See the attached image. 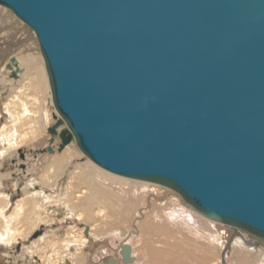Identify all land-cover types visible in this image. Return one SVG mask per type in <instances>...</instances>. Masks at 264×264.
Instances as JSON below:
<instances>
[{"label":"water","instance_id":"obj_1","mask_svg":"<svg viewBox=\"0 0 264 264\" xmlns=\"http://www.w3.org/2000/svg\"><path fill=\"white\" fill-rule=\"evenodd\" d=\"M0 5L35 35L57 150L74 141L100 167L264 243V0ZM5 66L21 71L16 57Z\"/></svg>","mask_w":264,"mask_h":264},{"label":"bare ground","instance_id":"obj_2","mask_svg":"<svg viewBox=\"0 0 264 264\" xmlns=\"http://www.w3.org/2000/svg\"><path fill=\"white\" fill-rule=\"evenodd\" d=\"M11 57H15V55L9 57V62ZM9 62H6L5 65ZM19 63L18 59V67L21 71L16 72V77H13L9 69L13 79H17L18 73L23 72ZM22 74L27 75V89L32 91L35 86H37L36 88L39 87L41 94L35 98L42 99H38L36 103L34 101L36 106L33 109H29L28 102L26 103L23 98L24 87L26 85L22 86L17 92L15 90L16 93L8 99L7 104L10 106L6 105L7 108H5V111L8 113L6 119H10L11 123L9 127L0 124V149H10L15 144L18 134L22 135L23 131L19 127L21 126L20 123L23 116L36 117L48 128L53 123L51 113L44 106L45 97L43 98L42 95L44 92L49 95L51 94L46 70L40 71L37 67H34V69L29 68ZM28 101L30 100L28 99ZM6 112L4 113L5 115H7ZM36 112H39L38 116H36ZM48 128L46 127V131L51 136L49 141L53 140L55 142L59 137L58 135H51ZM31 129L35 130L33 127ZM60 129L59 127L58 130L60 131ZM37 134L35 130V133L32 134V139ZM49 141L48 143H50ZM71 143L76 146L87 161L80 163V159L78 160L76 157L70 158L67 161L65 160L66 153L54 155L50 164L45 169L50 173V177L25 180L22 183V192L26 198H19L20 201L15 206L13 205L14 207L11 205L12 207L9 210L11 211L15 207L22 208L26 204L29 205L28 199H33L38 202L33 205L38 207V214L41 216L44 214V209V212H46L47 204L53 203L54 210L51 207L52 213L56 214L62 210V217L65 215L75 216L74 214H77L79 217H82L84 222L90 224L86 225L89 228L88 236H85V232V235H83L82 230L73 228L64 230V233L61 232L63 234L60 240L63 241L59 246L63 247L64 251L62 252V256L58 255L60 257L54 262L58 261L62 264H86L87 257H89L90 261L87 264H110V261H114V264H179L180 261L185 264H191L189 261H192L193 264H264L263 242L258 241L241 229L201 215L189 205H186L182 197L166 186L152 181L144 182L146 180L112 173L100 167L87 157L74 141H70L67 145ZM56 145L58 146V143ZM67 145L58 151L64 150ZM67 151L75 152L73 147H69ZM69 168H72V170H69ZM66 174L68 176L67 180H60L62 175ZM73 180L75 181L72 182ZM36 185H40L41 187L35 188L34 186ZM67 185L72 187L65 189ZM29 187H34L35 190L30 192L31 189ZM44 187L53 189L55 193H47ZM3 202V198L0 197V220L6 223L4 230L0 233V243L6 244L10 243L9 238L13 230L7 223L8 215L4 211H1L5 208L2 209L1 207ZM99 210L105 213L104 218L106 221L105 223L98 224V226L94 224V227L92 224L98 220L96 213ZM39 217H36L38 219H36L38 221L37 227L34 230H32L33 228L31 229V237L29 241L27 240L31 244L28 247L31 251L27 248L30 254L35 250L37 252L38 247L53 248V242H56V240L57 243H60V240L58 242V239H56L58 238L56 235L58 229L49 228L46 225L47 220L46 223H43V221H40L41 217ZM25 218L28 219L27 217ZM32 220H35L34 217ZM52 222L56 221L51 220V224H53ZM122 224H124L123 227H121ZM19 225L22 226V224ZM109 229L114 230V235L117 237L114 240L115 243L107 240L96 241L90 237L91 234L102 235L105 233L104 231ZM88 240L91 242V245L87 246L89 254L83 248L88 243ZM98 241L102 243L99 247L96 246ZM92 242L94 243L92 244ZM34 248L36 249L33 250ZM21 251L20 253H22ZM54 262L46 264H53Z\"/></svg>","mask_w":264,"mask_h":264},{"label":"rangeland","instance_id":"obj_3","mask_svg":"<svg viewBox=\"0 0 264 264\" xmlns=\"http://www.w3.org/2000/svg\"><path fill=\"white\" fill-rule=\"evenodd\" d=\"M0 36L2 37V38L0 37V58L1 57H2V59L4 58L0 63L1 64L0 65V119L2 120V121L0 120V124L6 125V127L7 126L9 127L11 121H10V119L9 120L6 119L8 117V113L5 111V108H7V106H10L9 104H7L8 99L12 95H14L17 92V90H20L22 86L26 85L24 87L25 88L24 89V96L25 97L23 96V98H24L26 103L28 102L27 105H28L29 109H33V107L36 106V104H34V101L36 103V101L38 99L39 100L42 99V98L41 99L35 98L41 94V91H40L41 89H39V87L36 88L37 86H35V88L32 91L28 90L27 89V83H26V81H27L26 76L27 75L26 74L21 75V73L25 72L29 68L34 69V67H37L38 70H40V71H43V70L45 71V69H44V63H43L41 54L38 50V46H37V42H36V38H35L34 33L27 26H25L18 18H16L7 8H5L1 5H0ZM10 37L13 38V40ZM15 45H17L16 48H14ZM14 55H15V57H17L19 59V62H20L19 65L23 69V72L18 73L19 76L17 77V79H13L11 77L10 70L7 69L5 66V63L9 62L8 61L9 57L14 56ZM16 81L19 83H17ZM47 86H48V83H47ZM15 90H16V92H15ZM42 95H43V98L45 97V99H44L45 105L44 106L48 110V112L51 113V115H52L51 117L53 120L52 122L55 123L56 119L54 118V116L55 117L59 116V114L57 113V111L55 110V108L53 106V103L51 100V94L49 95L48 93L44 92ZM28 99L30 101H28ZM2 111H4V112H2ZM5 112L7 113V115L4 114ZM36 113H37L36 116H38L39 112H36ZM37 121H38V123H37ZM39 122H40V124H39ZM42 123L43 122H41V120L37 119L36 117L23 116L21 119V123H20L21 126L19 125L20 126L19 129L23 131L22 135L18 134V136L15 139V144L13 145V147L11 146L10 149H7V150L0 149V182H1L0 183V193H1L0 197L3 198V200H4V202L2 203L3 206L1 205L2 209L5 207L1 211H4L8 215L7 223L9 225V227L13 230L12 235H10V238H9L10 243H6V244L0 243V264H14L15 262H18L19 259H24V258L28 259V260L26 259V261L24 259V261H25L24 264L25 263L26 264H38V262L40 264H46V263L54 262L55 260H58L57 258L62 256V252L64 251L63 250L64 248L63 247L61 248V246H59L63 241V240L61 241L60 239H61V235L64 233V230H68L69 228H73V229H77V230L81 231L82 225H84V224L90 225L87 222H84L82 217L81 216L79 217V215H77V214H74L75 216H72V215L66 216L65 215L62 217V215H63V213L61 212L62 210L58 211L59 214L58 213H56V214L52 213L51 212L52 209L54 210V204L53 203L47 204L46 212H44L45 211V209H44V211H43L44 214H42V216H41L38 214V207L33 205L37 201L33 200V199H28L29 205L26 204L27 207H26V205H24L22 208H20V207L16 208L15 207V208H12L11 211H9L13 205L15 206V204L18 201H20L19 198H22V199L26 198L25 194L22 192H21L22 193L21 197L19 195H17L18 191H19V190L17 191V189L19 188L22 191V186H23L22 183L25 180H32L34 178L38 179L40 177H46V178L50 177V173L48 172V170H45V169L50 164L54 155L66 153L67 156H65V160H67V161L70 158L72 159L75 157L78 160L80 159L79 160L80 163L87 161V159L85 157H83L81 152L72 143L67 145V147L64 150L59 152L57 150V145H56L57 142L58 143L60 142L59 139H56L55 142L51 143L52 148H54L53 152H51V153L47 152V151L43 152V153L38 152L39 149L45 148L48 144L50 145V143H48V141H49V138H51V136L46 131V127L48 128V126L45 127L44 124H42ZM32 127L35 128V130L38 133L37 136L33 139H32V136H33L32 134L35 133V130L31 129ZM60 128H62V126H60ZM39 129H40V131H38ZM32 131H34V132H32ZM20 138H22L24 141ZM14 146H16V147H14ZM69 147H73L76 154H75V152L74 153L70 152V151L68 152L67 149ZM20 152L22 153L24 158H21ZM12 159H15V160H12ZM21 163L25 165L24 169L21 168V166H19V164L21 165ZM69 170H72V168H69ZM121 177H123V176H121ZM67 178H68L67 174L64 176L62 175V178L60 180H67ZM124 178H126V177H124ZM126 179H130V178H126ZM133 180H135V179H133ZM74 181L75 180H73L72 182H74ZM144 182H147V181H144ZM38 187H41V186L38 185ZM68 187H69V185H67L65 187V189H69L72 186H70L69 188ZM29 188L31 189L30 192L35 190L34 187H29ZM44 188H45L46 192L49 194L55 193L53 189L46 188V187H44ZM3 194H5V195H3ZM30 201H34V202L31 203ZM51 207H52V209H51ZM17 209L19 210V213H18ZM27 209H28V211H26ZM49 211H50V213H49ZM29 214H30V216H29ZM13 215H15V216H13ZM96 215L98 216V220L92 224L93 226H94V224L96 226H98V224H100V223H105L106 219L104 218V215H105L104 212H101L99 210L96 213ZM25 217H27L28 219H26ZM33 217L35 220H32ZM36 217H39L40 221H43V223H46V220H47L46 225L49 228L51 227V229H53V228L58 229V233L56 234L58 236V238H56V239H58V242L60 240V243H57V240H56V242H53V248L38 247L37 252L35 250L36 248H34L33 250H35L34 251L35 253L33 252L30 254V253H28L27 248L31 244H29L28 241H29V238L31 237L32 230H34L37 227V223H38L37 220L38 219ZM44 218H46V219H44ZM21 220H22V222H21ZM51 220L56 221V222H52L53 224H51ZM34 221H35V224H34ZM19 224H22V226H20ZM124 224H126V223H124ZM124 224H122L121 227H123ZM4 226H6L5 221L0 220V233L4 230V228H5ZM25 227H26V229H25ZM22 229H24V230L22 231ZM61 232H63V233H61ZM104 232L105 233L102 235H100V234H96V235L93 234L92 235L91 234L90 237L94 238V240H96V241L97 240H100V241L107 240V241L115 243L114 240L117 237L114 235V230L109 229V230L104 231ZM19 241H21V242H19ZM88 243H90L89 240H88ZM99 243L100 242L98 241V244L96 243V246L99 247L100 245H102V243H100V244ZM17 244H21L20 247H21V249H23L22 251L20 249V251L22 252V253H20V251H19L20 254L17 253L15 250V247L17 246ZM92 244H93V242H92ZM13 245H14V247H13ZM24 246H26V247H24ZM113 246H115V245H113ZM29 251H31V249H29ZM85 252L89 254V252H87V251H85ZM33 254H37L36 257H33L32 256ZM58 255H60V256L58 257ZM87 258L88 259L85 262L86 264L90 261V258L89 257H87ZM185 261H187V260H185ZM189 262L191 264H193L192 261H189ZM181 263L185 264L184 262L180 261L179 264H181ZM54 264H62V263L57 261Z\"/></svg>","mask_w":264,"mask_h":264},{"label":"flooded vegetation","instance_id":"obj_4","mask_svg":"<svg viewBox=\"0 0 264 264\" xmlns=\"http://www.w3.org/2000/svg\"><path fill=\"white\" fill-rule=\"evenodd\" d=\"M0 65H1V64H0ZM57 143H58V142H57ZM12 160H15V159H12ZM19 165H20V164H19ZM34 187L37 188L38 185H36V186H34ZM17 190H19L17 195H19V196L21 197V194H22L23 192H22L19 188H18ZM21 192H22V193H21ZM15 197H16V196H15ZM84 225H85V224H84ZM86 227H87V229H89L88 226H86V225H85V226H82L83 235H85L84 232H86V229H85ZM88 235H89V231H88ZM88 235H85V236H88ZM94 242H95V241H94ZM94 242H93V243H94ZM88 244H89V245L86 244V245L83 247V248L85 249L84 251H88L87 246H90V245H91V242L88 243ZM20 246H21V244H17V246L15 247V250H16L17 253H19V251H20V249H21ZM93 246H95V245H93ZM34 256L36 257V255H34ZM34 256H33V257H34ZM22 260H23V259H19L18 261H22ZM15 263H17V264H21V262H15ZM25 264H26V263H25ZM38 264H39V263H38Z\"/></svg>","mask_w":264,"mask_h":264},{"label":"crops","instance_id":"obj_5","mask_svg":"<svg viewBox=\"0 0 264 264\" xmlns=\"http://www.w3.org/2000/svg\"><path fill=\"white\" fill-rule=\"evenodd\" d=\"M0 37H1V36H0ZM1 38H2V37H1ZM11 39L13 40V38H11ZM21 39H22V38H21ZM13 42H14V41H13ZM14 43H15V42H14ZM13 45H14V44H13ZM16 46H17V45H15L14 48H16ZM3 59H4V58H3ZM3 59H2V57L0 58V63H1V61H2ZM35 255H37V254H35ZM33 256H34V255H33ZM25 261H26V259H25ZM25 261H24V259H23L22 261H18V262H21V264H24ZM38 263H39V262H38ZM54 263H56V262H54ZM54 263H53V264H54ZM14 264H17V263H14ZM39 264H40V263H39Z\"/></svg>","mask_w":264,"mask_h":264}]
</instances>
